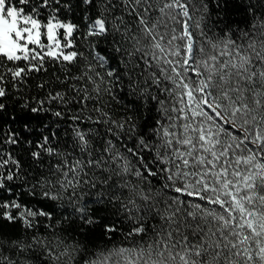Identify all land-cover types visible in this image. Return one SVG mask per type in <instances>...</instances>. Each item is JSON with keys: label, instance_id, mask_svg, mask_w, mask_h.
Segmentation results:
<instances>
[{"label": "snow or ice", "instance_id": "obj_1", "mask_svg": "<svg viewBox=\"0 0 264 264\" xmlns=\"http://www.w3.org/2000/svg\"><path fill=\"white\" fill-rule=\"evenodd\" d=\"M0 264H264V0H0Z\"/></svg>", "mask_w": 264, "mask_h": 264}]
</instances>
